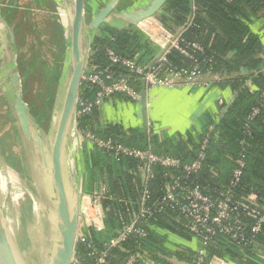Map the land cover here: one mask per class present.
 <instances>
[{
  "label": "built area",
  "instance_id": "1",
  "mask_svg": "<svg viewBox=\"0 0 264 264\" xmlns=\"http://www.w3.org/2000/svg\"><path fill=\"white\" fill-rule=\"evenodd\" d=\"M192 9L196 8L192 6ZM130 28L133 32L147 35L161 53L155 58L150 54V59L142 61L138 54L128 59L107 47L104 56L109 66L99 69L89 64L90 55L96 51L90 48L81 85L84 83L94 87L95 93L91 100L78 97L74 133L85 138L107 158L111 157L117 162L135 161L136 166L129 170V174L136 181V196L116 198L102 183L91 192H85L81 187L78 233L70 264H156L158 260L142 245V241L152 233H160L161 227L156 222L161 215L198 243L190 264H239L227 254L210 256L208 252L211 248H217L218 238L240 251L254 249L260 252L256 237L261 234L264 225V200L253 192H238L246 168L242 154L227 157L232 171L226 184L210 187L200 182L199 177L206 169L213 177L219 173L218 166L208 163L210 140L217 143L213 125L208 126L196 157L189 162L157 155L148 149L129 147L110 138L101 139L86 127L80 130L76 128L78 119L90 115L114 95H125L133 101L140 99V94L127 76L116 75L109 67L125 69L134 76L135 81L144 82L145 91L159 87L207 88L223 80L219 74L203 70L199 57L204 55V48L197 43L186 42L182 37L184 28L172 33L154 17ZM172 51L189 60L190 65H172L168 60ZM259 100H264V89L259 94ZM219 104L223 105L222 101ZM257 113L258 107L252 108L248 119L251 120ZM157 167L166 172L159 195L155 198L149 182ZM103 201L121 204L117 212V230L106 221Z\"/></svg>",
  "mask_w": 264,
  "mask_h": 264
},
{
  "label": "crops",
  "instance_id": "2",
  "mask_svg": "<svg viewBox=\"0 0 264 264\" xmlns=\"http://www.w3.org/2000/svg\"><path fill=\"white\" fill-rule=\"evenodd\" d=\"M126 1L121 5L123 0H118L113 12L133 10L139 6H145L151 0ZM108 2L109 0H84L85 23L88 25ZM73 3L74 0H0V19H2V26L5 28L4 37H2L3 42L0 43V86L3 83H7L6 72L11 70V59H15L16 69L21 79L23 100L28 105L29 114L35 119L45 135H48L50 131L58 80L65 64L68 47L70 45L69 10L72 9ZM163 7L153 15L159 21V16L164 14L162 11ZM253 17L255 24L251 26V31L258 35L264 48V11ZM105 29L112 32L120 31L107 24H101L95 31H91L89 36L86 32V38L92 37L90 48L94 37L98 35L107 37L109 41L110 39L113 40ZM8 30L12 34V40L9 37ZM36 51L48 53V58L54 56L57 60L55 64L58 65V72L53 79L51 78L50 80L49 77H52L53 70L41 58L38 59L39 64L36 67L43 70L25 72L22 69V63L20 62L23 54L25 55L24 58H26L27 53L30 52L32 54ZM148 51L150 49L144 45L136 54L139 55L140 60L147 61L151 57V53ZM261 71H264V65ZM249 73L248 71L245 75H249L250 77L251 75ZM30 76L36 77L35 82L39 81V84L42 82L39 90L37 88L39 84L35 82L31 84L28 82ZM44 81H48L46 86H44ZM26 82L32 85L31 87L34 88L35 92V99L29 103L24 96ZM246 82L247 90L251 94H258L259 91L254 87L252 80L247 78ZM49 83L55 84L53 89L48 88ZM65 84L66 81L61 83L58 97L61 95ZM132 85L141 94L144 88L142 82L135 81ZM50 89L51 93H49ZM3 91L8 92L10 96L11 88L8 85L6 87H0L1 97ZM80 92L81 86L79 96ZM235 97L236 94L229 85H219V83H214L207 88H152L145 91L146 102L144 107L141 105L140 99L133 101L125 95L117 94L105 100L103 105L97 109V115L92 119L91 124L94 130L103 133L108 127H119L122 133L119 136L120 138L135 141L134 145L122 143L119 140L120 143L138 149H148L154 154L166 156L167 154L156 150L153 145L155 142L162 145L167 144V146H177V142H182L181 144L186 145L188 148H191L192 144L199 145L202 139L199 137L201 131L206 126H209L210 123L211 125H217L221 121L222 114L224 113L221 110L222 106L231 104ZM2 100L8 109V105L3 97ZM220 101H222L223 105L219 104ZM9 115L10 113L8 111ZM10 122L13 125V120H10ZM76 128H78L77 125ZM78 129L80 130L82 128ZM190 134L192 137H189ZM96 136L101 139H106L98 135ZM139 137L141 141L143 140V144H139ZM63 157L65 173L69 175L72 171H75L81 179L82 188L87 183L93 189H96L101 183L108 186L112 183V179H114L110 174L109 167L115 163L108 159L104 160L101 152L80 135L73 133L69 139H66ZM97 159H99V162H97ZM225 160L221 164L223 169L226 167V169L231 171L230 163L227 158ZM132 168L127 169L126 166L120 165V170L128 174ZM132 183L135 182L133 181ZM134 190H136V186H134ZM108 225L110 226V224ZM157 236L159 237L158 242L169 253H165L169 257L161 258L156 264H190L188 258L198 247V243L195 240L165 227H161V231ZM260 255L261 258L253 259L251 264H264L263 249ZM245 264L250 263L246 262Z\"/></svg>",
  "mask_w": 264,
  "mask_h": 264
},
{
  "label": "trees",
  "instance_id": "3",
  "mask_svg": "<svg viewBox=\"0 0 264 264\" xmlns=\"http://www.w3.org/2000/svg\"><path fill=\"white\" fill-rule=\"evenodd\" d=\"M192 6L196 9L193 10ZM162 11L164 14L160 15L159 18L163 26L173 33L184 28L183 39L186 42L197 43L204 48V55L199 57L203 70H209L222 76L223 80L219 82V85H229L236 94L231 104L222 106L221 110L224 113L221 121L217 125L213 124L217 143L212 142L213 139L210 140L208 163L218 166V176L213 177L210 171L206 169L199 177L200 182H205L210 187L226 184L230 178L232 164L229 162L231 171L226 167L223 169L221 165L223 160L228 156L236 157L242 154L245 156L246 168L238 192L245 194L253 192L264 200V100L262 102L259 100V94L264 89V71H261L264 65V48L258 35L251 31V26L255 24L253 16L264 11V0H168ZM189 23L190 26H188ZM105 30L113 40L109 41L107 37L98 35L94 37L91 44V49L96 51L90 55L89 63L99 69L109 66L104 56L105 48H112L122 57L131 59L146 45V42L136 32H133L132 28L114 32ZM230 53L231 56L229 57ZM152 55L154 56L155 52L152 51ZM168 60L176 67L190 65L189 60L175 51L168 55ZM240 68L247 69L251 76L240 74ZM109 69L116 75L127 76L132 84L135 83L134 76L125 69L116 66L109 67ZM247 78L252 80L254 87L259 91L258 94H251L247 90ZM94 91V87H89L83 83L80 98L91 100L94 97ZM254 107H258V113L250 120L248 115ZM96 113L97 109L90 115L78 119L77 127H86L94 135L134 145L135 141L124 140V138L119 137L122 135L119 127H108L104 133L94 130L91 123L92 119L96 117ZM207 128L208 126L201 131L202 135L199 134L200 139L206 134ZM189 137H192L191 134ZM142 141L139 137V144H143ZM181 143L177 142V146L165 144L166 147L156 142L153 145L158 152L167 154L166 156L176 157L184 162L193 160L199 145L192 144V147L188 148ZM102 156L104 160L108 159L115 163L110 167L108 166L110 174L114 178L112 183L107 186L111 194L116 198L132 197V195L135 197L134 186L136 184L132 183L134 178L127 172L120 170V165L126 166L127 169L131 167L134 169L135 161L122 160L117 162L111 157ZM165 172L166 170L158 167L154 169V176L149 184L155 198L159 195V188ZM93 190L88 183L83 188L85 192ZM120 206L121 204L116 203V201H103L106 221L114 229L118 228L117 212L120 210ZM156 223L160 227L186 236L176 225L162 215L158 216ZM158 238L157 234L152 233L142 241V245L152 253L155 259L160 260L169 257V253L158 242ZM256 242L260 252L254 249L240 251L230 243L218 238L216 241L217 248H211L208 254L210 256L227 254L230 259L239 264L246 262L251 264L253 259L261 258L260 253L262 249L264 250V225L261 234L256 237ZM192 255L193 253L188 258L189 262Z\"/></svg>",
  "mask_w": 264,
  "mask_h": 264
},
{
  "label": "water",
  "instance_id": "4",
  "mask_svg": "<svg viewBox=\"0 0 264 264\" xmlns=\"http://www.w3.org/2000/svg\"><path fill=\"white\" fill-rule=\"evenodd\" d=\"M117 2L118 0H109L105 7L87 25L84 21V0H74L73 7L69 10L70 45L58 80L56 100L48 135L42 132L35 119L29 114L28 105L23 100L21 79L16 69L15 59H11V70L6 72L7 83L1 84L2 87L8 85L11 88L10 96L6 91L1 93L8 105L9 118L13 120V126L19 133L22 143L26 146L27 154L30 157L33 149L36 152V160H31L33 161L31 169L33 168L37 182V191L34 195L38 198V202H41L45 215L44 234L37 243L43 249L42 264H70L76 246L81 179L75 171H72L69 175L65 173L63 155L65 141L74 133L75 111L81 86V77L88 61L92 37L86 38V32L89 36L91 31H95L101 24H107L120 31L134 27L138 23L153 17L167 0H151L145 6H139L133 10L113 12ZM0 27L4 28L2 19H0ZM8 33L12 40L10 30H8ZM0 37V43H2V37L4 36L0 34ZM230 56L231 53L229 54ZM240 72L245 75L248 71L241 68ZM63 81H66V84L58 97ZM142 84L144 86V82ZM140 102L144 107L146 102L145 86L140 94ZM26 165L29 166V162ZM4 217L6 219L5 215ZM32 240L30 241L32 242ZM27 243H29V240ZM16 249L18 255L22 257L18 248ZM37 257L35 256L36 259H38ZM0 264H14L1 228Z\"/></svg>",
  "mask_w": 264,
  "mask_h": 264
},
{
  "label": "rangeland",
  "instance_id": "5",
  "mask_svg": "<svg viewBox=\"0 0 264 264\" xmlns=\"http://www.w3.org/2000/svg\"><path fill=\"white\" fill-rule=\"evenodd\" d=\"M125 2H127V1L123 0L121 5H123V3H125ZM3 32H4V28L0 27V34L3 35L4 34ZM136 33H137V35H139V37L142 38V40H144L146 42V48L152 49L151 51L155 52V55L153 56L154 58L156 55H159L161 53V50L150 41V39L147 35L142 34L139 31ZM44 46H45V44H44ZM42 48H44V47H42ZM148 52H150V51H148ZM37 53H39V54H37ZM150 53L152 54V52H150ZM47 54L48 53H40L39 51L33 52L32 54L29 52L26 54V56H27L26 58H24L25 55L23 54V57H22L21 62H20V63H22L21 64L22 69H24L25 72L26 71L36 72L37 70H39V71L43 70L41 68L36 67L39 64L38 59L41 58L45 61L47 66L49 65L50 69L53 70L52 77L48 75L50 77V80H51V78L53 79L55 77L56 73L58 72V68H57L58 65L55 64V61H57V60L55 59L54 56L51 58H48ZM35 79H36L35 76H30L28 82H30L32 84L33 82H35ZM35 83L39 84V81L35 82ZM41 83L42 82H40L38 87L36 85L38 90H39V87L41 86ZM43 83L45 84L44 86H46V84H48V81H44ZM29 84L26 82L25 88H24V94H25L24 96H25V99L28 103L31 102L33 99H35L34 88L31 87L32 85H29ZM54 86H55V84H50L48 86V88L53 89ZM51 89L49 90V93H51L50 92ZM41 91H44V90H41ZM0 114H1L0 115V121H1L0 122V167H1V171L4 172V170H3L4 166H9L10 168H12V170H14V173H15V178H18V180L20 181L19 184H20L21 188H23L22 190H30V192L34 194L37 191V189H36L37 188V182L35 179V174L33 172V168L31 169V165H32V162L34 160H36L35 159L36 158V152L33 149V153H32V151L29 147L30 152L32 153V156L30 155V157H29V155L27 154V151L25 150L26 146H24L19 133H17V130L14 128V126L10 122V119L8 116V109L4 105L1 96H0ZM5 146H7V147H5ZM31 160H33V161H31ZM27 162H29V164H30L29 165L30 169H29V166L26 165ZM11 186H12V193L9 194L10 198L8 200V205H7V208L10 211L8 214V217H9L8 219L14 224V226L18 230L22 241H23V239L25 240V237L26 238L29 237L28 238L29 244L34 245V249L37 252L35 256H38L37 257L38 259H36L35 262H36V264H42V260H41L42 251H43L42 246L37 245L36 241L32 238L36 235L37 230L39 228V225L36 226L34 224V225L29 226L25 222V221L32 220L33 205L31 203H28V201L25 200V198L23 196L17 194V189L13 185V183L11 184ZM35 199H36V203L38 204V206L40 208H42L41 202H38V198H36V196H35ZM25 224H26V226H25ZM30 240H32L33 243ZM35 245H37V246H35ZM19 252H20V250H19ZM38 261H39V263H38Z\"/></svg>",
  "mask_w": 264,
  "mask_h": 264
},
{
  "label": "bare ground",
  "instance_id": "6",
  "mask_svg": "<svg viewBox=\"0 0 264 264\" xmlns=\"http://www.w3.org/2000/svg\"><path fill=\"white\" fill-rule=\"evenodd\" d=\"M147 23L149 22H146V24ZM150 34L152 35V33ZM3 170L4 172L0 171V228L6 241L8 251L14 264H36L35 255L37 252L34 249V245H30L29 243H27L28 239L26 237L25 240L23 239L22 241L18 230L16 229L14 224L8 219V214L10 211L8 210L7 205L8 200L10 198L9 194L12 193L11 184L13 183V185L16 187L18 195L23 196L25 200L28 201V203H31L33 205L32 220L25 222L29 226L34 224L36 226L39 225V231L34 237H32L36 241V243H38V241L44 234V212L42 208H40L36 203L35 195L31 193L30 190H22L23 188H21L19 184L20 181L18 180V178H15L14 170H12V168H10L9 166H4ZM4 215L6 216V219ZM16 248L20 250L21 256L23 258L18 255Z\"/></svg>",
  "mask_w": 264,
  "mask_h": 264
}]
</instances>
